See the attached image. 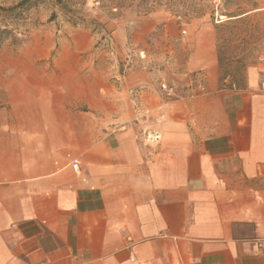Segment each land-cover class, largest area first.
Segmentation results:
<instances>
[{"label":"crops","instance_id":"obj_1","mask_svg":"<svg viewBox=\"0 0 264 264\" xmlns=\"http://www.w3.org/2000/svg\"><path fill=\"white\" fill-rule=\"evenodd\" d=\"M145 85L130 122L116 102L9 103L0 264H264V68L159 102Z\"/></svg>","mask_w":264,"mask_h":264},{"label":"rangeland","instance_id":"obj_2","mask_svg":"<svg viewBox=\"0 0 264 264\" xmlns=\"http://www.w3.org/2000/svg\"><path fill=\"white\" fill-rule=\"evenodd\" d=\"M21 1L0 0V127L11 101L47 93L75 111L116 102L130 122L148 81L159 102L239 88L264 68V0H72L75 20L55 0Z\"/></svg>","mask_w":264,"mask_h":264},{"label":"built area","instance_id":"obj_3","mask_svg":"<svg viewBox=\"0 0 264 264\" xmlns=\"http://www.w3.org/2000/svg\"><path fill=\"white\" fill-rule=\"evenodd\" d=\"M159 86H160V90L166 97L170 98L176 95L175 88L170 84L166 82H161ZM160 139H161V134L157 131L144 132V141L147 144H156L160 141Z\"/></svg>","mask_w":264,"mask_h":264},{"label":"trees","instance_id":"obj_4","mask_svg":"<svg viewBox=\"0 0 264 264\" xmlns=\"http://www.w3.org/2000/svg\"><path fill=\"white\" fill-rule=\"evenodd\" d=\"M24 1V0H22ZM21 1V2H22ZM55 2L60 6V8L66 13L69 14L70 18L75 20L76 18V10H75V4L71 3L72 0H55ZM149 9H145V11L147 10V12L150 11V7H148ZM13 10V7H9L6 10Z\"/></svg>","mask_w":264,"mask_h":264},{"label":"bare ground","instance_id":"obj_5","mask_svg":"<svg viewBox=\"0 0 264 264\" xmlns=\"http://www.w3.org/2000/svg\"><path fill=\"white\" fill-rule=\"evenodd\" d=\"M221 17H225V16H221Z\"/></svg>","mask_w":264,"mask_h":264}]
</instances>
